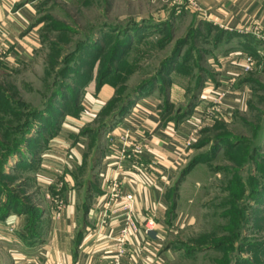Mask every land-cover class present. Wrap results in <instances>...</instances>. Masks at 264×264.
Returning a JSON list of instances; mask_svg holds the SVG:
<instances>
[{
	"label": "rangeland",
	"instance_id": "374dc122",
	"mask_svg": "<svg viewBox=\"0 0 264 264\" xmlns=\"http://www.w3.org/2000/svg\"><path fill=\"white\" fill-rule=\"evenodd\" d=\"M33 1L38 48L16 65L0 58V233L16 227V215L24 216L26 228V216L60 206L68 188L93 174L91 163L101 153L96 150L119 152L129 130L151 110L166 121L191 120L195 128L169 172L166 198L185 222L169 237L164 264H248L259 248L252 245L264 244V72L253 75L259 82L245 107L209 115L214 93L208 103L202 98L204 107L198 99L207 75L215 79L218 71L210 55L216 32L206 31L211 27L188 1ZM136 19L142 23L126 34L124 25ZM163 20L169 23L161 25ZM117 44L111 71L100 79ZM178 44L174 69L157 75L101 131L122 99L153 77ZM57 86L52 113L45 112L10 154L29 115ZM58 114V121L46 118ZM222 136L229 140L215 144ZM2 241L0 236V248Z\"/></svg>",
	"mask_w": 264,
	"mask_h": 264
},
{
	"label": "crops",
	"instance_id": "0c3cea01",
	"mask_svg": "<svg viewBox=\"0 0 264 264\" xmlns=\"http://www.w3.org/2000/svg\"><path fill=\"white\" fill-rule=\"evenodd\" d=\"M195 1L201 17L211 26L209 32L220 29L223 33L210 54L218 71L215 79L204 81L198 105L204 107L202 98L210 102L214 88L223 86L228 93L222 108L226 112L243 108L253 85L249 77L264 72V41L257 37L264 34V0ZM34 2L0 0V57L4 62L16 65L31 58L38 48L40 38L32 24ZM163 14L164 10L159 16ZM247 57L252 59L251 69L244 71ZM145 116L138 120L139 126L129 130L126 154L121 158L120 149L100 148L95 175L68 188L60 206L43 210L31 236L24 228V216L14 217L16 227L0 233L5 238L0 264H107L112 252L107 235L117 231L122 219L115 213L100 227L98 217L114 176L119 191L131 192L135 200L137 229L129 232L121 264L165 263L168 239L185 222L180 213L168 215L166 186L177 149L184 145L194 122L186 118L166 121L151 110ZM135 146L139 152L134 151ZM73 148L77 155V144ZM145 214L154 216L156 222L148 232L143 226ZM263 245H258V250L264 253ZM248 264H264V255L251 257Z\"/></svg>",
	"mask_w": 264,
	"mask_h": 264
},
{
	"label": "trees",
	"instance_id": "16d2710c",
	"mask_svg": "<svg viewBox=\"0 0 264 264\" xmlns=\"http://www.w3.org/2000/svg\"><path fill=\"white\" fill-rule=\"evenodd\" d=\"M161 23V25H166L167 23H169V21H162V22H160ZM137 24H139V22H135V21H130V22H127L125 25H124V29H125V31H126V34H129L130 32L132 33V31H136L138 28H137ZM206 24H208L209 25V27H211L210 26V24L208 23V22H206ZM211 30V28H206V31L207 32H209ZM215 32H216V35L213 37L214 39H213V46H214V43H215V41H218L219 40V38L221 37V35L223 34L222 33V31L219 29H217V30H215ZM210 33V32H209ZM125 34V35H126ZM130 43H131V39L129 40V44H128V46H130ZM178 43L180 44V40L178 41ZM179 44L178 45H176L173 49H171L170 50V54L164 59V61L161 63V65H160V68L159 69H157V71H156V73L153 75V77H150V78H148V79H146V80H143L141 83H139L138 84V87H136V88H134L133 90H131V92L127 95V97L126 98H124V99H122V103L119 105V107L117 108V110H115L114 112H112L110 115H109V117H107V119L100 125V128L99 129H101V131L103 130V129H105L106 128V126H107V124H109V123H111V122H113V121H117V117L118 116H120V115H122V113L126 110V107L128 106V103L130 102V100L131 99H133L137 94H138V92H140V91H142L143 89H145L146 87H148L149 86V84L151 83V81H153L154 80V78L157 76V75H159V74H161V73H166V74H169L173 69H174V66H175V62L177 61V58H176V55L177 54H179L180 53V46H179ZM117 46H119L118 44L114 47V49H113V53H111V55H110V57H108V61H107V63L105 64V66H104V71L101 73V77H100V79H103L104 77H105V75L106 74H108L110 71H111V69H110V65H111V62H112V60H114V59H116V57H117V52H116V48H118ZM214 48V47H213ZM207 52V51H206ZM200 76V75H199ZM207 77H211L212 78V76H210V75H207ZM207 79V78H206ZM248 80H250V82H252V84H255V83H257V82H259L258 80H256V78L254 77V76H250L249 77V79ZM100 81V80H99ZM202 82H203V80H202V76H200L199 77V79H198V84H197V89L199 90V87L201 86V84H202ZM204 86V83H203V85L201 86V87H203ZM252 89L254 90L256 87L255 86H253L252 85ZM262 88H264V86L262 87ZM61 89V87L60 86H57L56 88H55V90L53 91V93L51 94V96L49 97V99H48V101L46 102V104L43 106V107H41V108H39L38 110H34V111H32V113L29 115L30 117H29V120L28 121H26L25 123H24V125H23V129H22V132H21V135L19 136V140L17 141V143H16V145L15 146H11L10 147V151H9V153L10 154H12L13 155V153L15 152L14 150H15V148H18V150H20V148L19 147H16V146H18V143H25V136L27 137V133L32 129V128H34V127H36L37 126V124L38 123H40L42 120V118H43V116H44V113L46 112H49V113H52V110L51 109H53V107H54V100H55V95L57 94V92L59 91ZM197 89H196V91H197ZM196 94V95H195ZM197 94H198V92L197 93H194L193 95H192V99H193V97L195 98V96H197ZM139 97H141V96H139ZM138 99V98H137ZM74 103L75 104H77V99L74 101ZM192 103L193 102H191V105H192ZM59 116H61V114H58V115H54V116H52V115H48V116H46V118H49V117H54V118H52L53 120H55V121H58L57 119H59V118H57V117H59ZM181 119V117H179L177 120H180ZM54 133H55V131H54ZM53 133V134H54ZM53 134H51V137H52V135ZM38 137V136H37ZM28 138V137H27ZM226 140H229V138L228 137H224V136H222L221 138H219V137H217V138H214V142H215V144L216 143H222L223 141H226ZM236 142H238V141H236ZM23 148H25V146L23 147ZM96 151H99V148L96 150ZM100 155V154H99ZM262 156V155H261ZM262 157H264V154H263V156ZM98 159H99V156L97 155V152L95 153V156H94V161L91 163V167L93 168V174H91L90 175V177H88V178H91V177H93V175H95V173H96V169H94V167H95V165L97 164V162H98ZM253 159V158H252ZM6 162H7V160H6ZM5 162V163H6ZM87 178V179H88ZM264 188V187H263ZM87 206V205H86ZM86 206H84V208H86ZM171 207L172 208H174L173 206H170L169 205V210H168V215L169 216H171V215H173V213H172V209H171ZM25 214H27L26 212H25ZM42 214L40 213V214H38V215H36V216H33V217H36V218H32L31 216H26V219H28V222L26 223V228L25 229H27L28 230V232H29V235L31 236V232L33 233L34 232V230H35V228H36V226H38V223H39V218H40V216H41ZM32 221V223H30ZM33 238V237H32ZM252 247L254 248V247H258V246H253L252 245ZM255 254H257L256 256H255V258H259L260 256H262V255H264V253L263 252H260L259 250H257V249H255L254 251H253ZM249 260L250 259H247V261L249 262ZM247 261H245V262H247Z\"/></svg>",
	"mask_w": 264,
	"mask_h": 264
},
{
	"label": "built area",
	"instance_id": "2783aa9c",
	"mask_svg": "<svg viewBox=\"0 0 264 264\" xmlns=\"http://www.w3.org/2000/svg\"><path fill=\"white\" fill-rule=\"evenodd\" d=\"M176 3H180L181 0H172ZM194 7H197V3L195 0H186ZM255 32V31H253ZM257 34V33H256ZM258 38L264 41V34H257ZM3 59V57H0ZM252 59L247 57V63L245 64L243 70L248 71L251 69ZM227 88L220 87L214 90L213 104L207 110V114L211 115L214 112H218L222 108V104L224 102V96L226 95ZM195 131V128H192L191 133ZM126 139L121 145L120 154L121 158L123 157L125 152V144ZM139 147L135 146L134 151L139 152ZM109 189L107 198L104 200V204L99 212V226L105 225L106 221L110 216L117 213L121 217V226L117 229L116 232L110 233L107 235L108 238L112 241V252L110 254V258L107 264H121L122 258L125 256V244L129 236V232L135 231L137 229L133 211H134V197L131 192L124 191V193L120 192L117 184V176H114L109 181ZM144 230L148 232L153 229L155 226V218L151 214L144 215Z\"/></svg>",
	"mask_w": 264,
	"mask_h": 264
}]
</instances>
